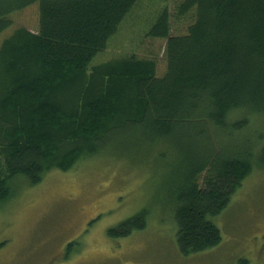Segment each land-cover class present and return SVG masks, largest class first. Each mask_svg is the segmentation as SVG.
Wrapping results in <instances>:
<instances>
[{
    "label": "trees",
    "instance_id": "16d2710c",
    "mask_svg": "<svg viewBox=\"0 0 264 264\" xmlns=\"http://www.w3.org/2000/svg\"><path fill=\"white\" fill-rule=\"evenodd\" d=\"M138 2L0 0V39L11 15L33 5L39 12L36 33L20 27L0 42V207L15 179L37 186L111 138L113 148H181L184 139L175 219L179 251L190 256L221 244L213 218L256 164L264 169V134L249 137L264 124V0H179L163 9L148 32L167 41L163 74L156 58L134 54L91 66ZM184 18L191 24L176 34ZM188 138L203 141L202 155ZM146 219L142 211L109 235L127 237Z\"/></svg>",
    "mask_w": 264,
    "mask_h": 264
},
{
    "label": "rangeland",
    "instance_id": "374dc122",
    "mask_svg": "<svg viewBox=\"0 0 264 264\" xmlns=\"http://www.w3.org/2000/svg\"><path fill=\"white\" fill-rule=\"evenodd\" d=\"M178 2L139 0L91 66L134 54L156 58L159 73H165L167 41L150 38L148 32L163 9L172 12ZM11 19L14 26L0 42L20 27L36 33L38 6ZM190 24L191 19L179 20L175 33L185 34ZM256 129L252 139L264 134V124ZM112 139L106 149L68 172L47 174L37 186L23 178L13 181L14 195L0 207V264H264V169L258 164L229 206L213 218L221 244L183 256L177 244L174 187L184 169V139L181 148L172 142L113 148ZM185 142L189 151L202 155L197 152L202 140ZM142 211L147 212L144 229L127 237L109 235Z\"/></svg>",
    "mask_w": 264,
    "mask_h": 264
}]
</instances>
